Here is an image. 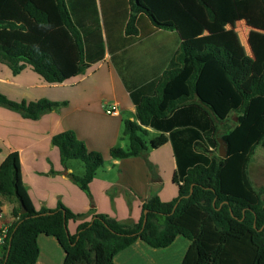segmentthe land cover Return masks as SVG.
I'll return each mask as SVG.
<instances>
[{
  "label": "trees",
  "instance_id": "obj_1",
  "mask_svg": "<svg viewBox=\"0 0 264 264\" xmlns=\"http://www.w3.org/2000/svg\"><path fill=\"white\" fill-rule=\"evenodd\" d=\"M198 2L215 21V10ZM158 28L174 30L139 0H0V63L14 74L30 66L47 83L62 84L86 74L108 52L139 121H125L128 146L112 147L110 156H144V127L166 132L179 186L172 201L150 197L138 223L99 213L71 234L69 221L82 214L62 203L37 210L22 180L19 153L11 152L0 165V197L14 200L17 219L3 264H36L40 234L58 240L64 264H115V256L139 239L164 248L180 235L191 241L183 264H264V201L247 173L250 154L264 148V62L261 74L252 76L253 58L236 64L234 52L224 46L199 48L178 38L145 45L142 38L152 39ZM64 104L47 98L15 101L0 92V105L32 120ZM234 113L237 124L221 136L227 151L222 158L218 123ZM52 143L64 166L70 159L84 162L85 176L71 178L89 193L104 155L90 150L73 130L55 134ZM2 206L0 199V213Z\"/></svg>",
  "mask_w": 264,
  "mask_h": 264
},
{
  "label": "crops",
  "instance_id": "obj_2",
  "mask_svg": "<svg viewBox=\"0 0 264 264\" xmlns=\"http://www.w3.org/2000/svg\"><path fill=\"white\" fill-rule=\"evenodd\" d=\"M152 13L159 23L171 25L174 30L158 28L152 39L142 38L145 45L159 44L165 38L175 42L178 38L197 43L199 48L205 46V42H199L201 37L182 31L176 19L154 10ZM0 92L15 101L47 98L65 103L37 120L0 105V165L11 152L17 151L23 183L37 210L55 209L62 203L72 212L82 214L69 221L71 234L77 232L79 224L91 222L99 213L133 225L141 219L143 205L150 197L157 195L165 202L178 197L179 186L174 182L176 159L168 133L146 126V132L141 134L148 146L144 156L115 159L109 154L114 146H128L125 121H139L137 107L108 52L86 74L62 84L47 83L30 66L14 74L6 64L0 63ZM112 103L118 105L117 115L105 112V105ZM67 130H73L90 150L104 155L105 161L97 170L89 193L71 178L85 176L84 162L70 159L64 166L59 149L52 143L55 134ZM15 206L12 202L4 203V222L12 221ZM38 245L36 264H64L66 253L55 237L40 234ZM190 246L191 241L181 235L164 248L151 247L139 239L120 251L114 261L115 264H183Z\"/></svg>",
  "mask_w": 264,
  "mask_h": 264
},
{
  "label": "rangeland",
  "instance_id": "obj_3",
  "mask_svg": "<svg viewBox=\"0 0 264 264\" xmlns=\"http://www.w3.org/2000/svg\"><path fill=\"white\" fill-rule=\"evenodd\" d=\"M139 1L151 11H157L172 20L176 19L182 31L185 30L191 36L201 37L199 42L229 48L234 52L236 64H239L245 56L253 58L252 76L261 74L264 62V11L260 0H204L216 12L217 19L213 22L209 19L206 8L199 4L198 0ZM192 45L198 46L197 43ZM247 86L248 83L245 87ZM236 124V113L232 114L227 121L219 122L218 138L221 139L223 133ZM125 142L127 145L128 139ZM247 173L253 187L264 201V148L262 146H257L250 154ZM9 202L15 203L14 200H2L3 205Z\"/></svg>",
  "mask_w": 264,
  "mask_h": 264
},
{
  "label": "built area",
  "instance_id": "obj_4",
  "mask_svg": "<svg viewBox=\"0 0 264 264\" xmlns=\"http://www.w3.org/2000/svg\"><path fill=\"white\" fill-rule=\"evenodd\" d=\"M106 113L108 115H117L119 113V108L117 104H107L105 105ZM4 206V205H3ZM2 206V212L0 213V221L2 220V223H0V264H3L4 261V254H5V247L7 245L11 227L13 223L16 221V217L14 216L12 218V221L10 222H4V207Z\"/></svg>",
  "mask_w": 264,
  "mask_h": 264
},
{
  "label": "water",
  "instance_id": "obj_5",
  "mask_svg": "<svg viewBox=\"0 0 264 264\" xmlns=\"http://www.w3.org/2000/svg\"><path fill=\"white\" fill-rule=\"evenodd\" d=\"M220 142H221L220 157L224 158L227 156L226 144L224 143V141L222 139L220 140ZM20 205H21V214H25L26 210H25L24 206L22 205V203ZM145 214H147V211H145ZM146 222H147V216H145V219H144V226H145ZM10 240H12V237L10 238ZM9 247H10V245H9Z\"/></svg>",
  "mask_w": 264,
  "mask_h": 264
}]
</instances>
